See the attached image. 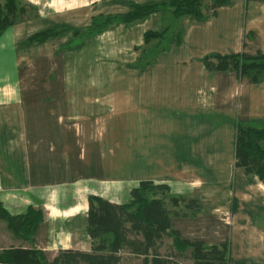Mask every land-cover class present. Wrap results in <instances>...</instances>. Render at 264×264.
<instances>
[{"label":"crops","instance_id":"0c3cea01","mask_svg":"<svg viewBox=\"0 0 264 264\" xmlns=\"http://www.w3.org/2000/svg\"><path fill=\"white\" fill-rule=\"evenodd\" d=\"M23 1L38 5V16L0 36V205L12 216L42 209L44 220L32 239L0 220V258L17 249L43 251L50 260L64 250L93 253L88 198L121 204V192L153 181L201 207L188 211L186 203L166 200L172 235L165 237L175 252L168 260L176 254V233L192 242L229 244V264H264V184L236 166L235 149L239 122L264 127V82L212 71L204 62L212 54H264V3L228 0L210 14L206 0L205 17L167 24L156 63L133 71L125 53L134 39L130 27L159 31L162 13L154 24L147 18L114 25L85 41L80 55L70 46L66 67L55 75L47 71L55 59L63 61L58 43L51 54L47 42L53 40H28L48 29L44 16L57 12L55 4ZM74 1L68 10L87 13L103 0ZM131 77L132 91L121 85ZM131 112L133 147L127 150L121 138ZM127 173L130 186L122 187Z\"/></svg>","mask_w":264,"mask_h":264},{"label":"trees","instance_id":"16d2710c","mask_svg":"<svg viewBox=\"0 0 264 264\" xmlns=\"http://www.w3.org/2000/svg\"><path fill=\"white\" fill-rule=\"evenodd\" d=\"M264 3V0H257ZM228 0H212L210 14H215L217 8L225 5ZM20 0H5L0 2V36L11 26L25 20L26 4ZM206 0H171L169 8L174 11L175 17H205L204 7ZM168 4L133 6V12L121 17H101L94 20V24L85 31L73 30L76 38L86 40L100 35L117 23H134L150 14L157 13ZM32 7V6H31ZM34 8V7H32ZM35 9V8H34ZM71 30L67 27L50 28L40 31L29 37V42L44 43L48 40L64 35ZM168 34V31H167ZM146 42L150 38H158L155 50L148 64H151L157 50L167 40L166 32L156 33L149 31L145 34ZM146 59L144 56L142 59ZM205 65L212 71H235L241 79L251 83L264 82V54L250 55L246 53L222 56L212 54L204 59ZM236 166L244 168L248 174L259 177L264 184V127L259 128L238 123L236 138ZM131 201L125 204L112 203L100 196L89 197V212L87 232L93 240V253L64 250L50 260L43 251L17 249L1 257L0 260L8 263L25 262L26 264H121L120 252L128 251L137 256H143L144 264H172L166 257H162L157 250L165 235H172L171 210L167 208L166 200L170 199L175 205L186 203L188 211L201 210L197 200L184 197H174L170 188L164 184H155L153 181H142L130 193ZM179 216L180 213H174ZM187 214V213H186ZM184 214L185 216H187ZM0 220L7 222L9 229L17 236L32 239L38 226L44 220L42 209L30 208L20 216H12L0 205ZM135 231L143 235V239H130L128 233ZM175 257L185 256L190 252L193 264H229V244L209 245L205 242H192L181 239L173 234ZM151 257L150 259H148Z\"/></svg>","mask_w":264,"mask_h":264},{"label":"rangeland","instance_id":"374dc122","mask_svg":"<svg viewBox=\"0 0 264 264\" xmlns=\"http://www.w3.org/2000/svg\"><path fill=\"white\" fill-rule=\"evenodd\" d=\"M20 1L23 4H26V6H28L26 9L27 14L25 16L26 18L24 21L34 20V18L38 16V14H37L38 11L32 7H36V8L38 7V9H39V6L38 5L32 6L33 4H31L28 1H23V0H20ZM135 1L133 2V0H103L102 2H100L99 6H97V8H94V10H90L86 13V9L85 10L79 9V11L77 13H73L76 10H73V11L68 10V6L70 7L71 5H76L77 2L74 0H69V2H67L65 0H45L46 3H50L53 5L55 4V6H53V7L55 9H57V12L52 11V12H54V14L45 15L44 17L46 19H45V22L42 25V27L44 25L48 26V27H45V29L46 28L50 29V28H57V27H59V28L60 27H67L71 30L70 32L65 33L64 35H61V36H58L56 38L51 39L53 41L47 42L48 47L49 46L51 47V49H50L51 54H53L54 47L56 48V46L53 45V43L54 42L58 43L57 48H56V49H59L58 54H60L64 57L62 59L63 63L62 62L59 63L55 59V61L49 66L50 70H48L47 72H50V73L54 72L55 75H57V70H59L61 66L66 67V65H67V62L69 60L68 51L70 50V46H72V48L73 47L77 48V50L79 51L78 55H80L82 48L85 47V43H86L85 41L91 39V38H89V39L87 38L86 40L85 39L82 40V39H80V37L76 38L72 32L73 30L85 31L86 29L90 28L94 24V20L96 18L121 17V15L129 14V13L133 12V6H149V5L168 4V6L166 8H163L161 11L157 12V13H162V16H161L162 20L159 22V25H161L162 27L159 28V31L150 30V31L156 32V33L166 32V37H167V31L169 30V27H166L167 24H172L173 20L177 19L174 15V11H172L169 8L170 7L169 3L171 0H150L147 2H141V1L139 2L138 0H135ZM207 1L209 3V6H211L212 0H207ZM0 2L2 4H4L5 0H0ZM83 2H85V1H83ZM61 4L63 6H60ZM96 4L97 3L93 4V6ZM93 6H91V7H93ZM47 9H50V8H47ZM157 13L150 14L149 16H147L141 20H138L136 22L145 23L147 18H148V19H150V21H151V19H155V20L151 21V24L152 23L154 24L155 22H157L156 21L157 20V18H156ZM151 16H152V18H151ZM24 21H22V22H24ZM22 22H20V23H22ZM116 22L117 23L110 25L109 28L114 26V25L132 24V23H121L119 21H116ZM87 24H90V26L85 27V25H87ZM49 26H52V27H49ZM130 28L134 29L133 30L134 39H133V42H131L129 44L127 51L125 53L127 56L126 57V59H127L126 63H128L126 65L127 70L129 69L130 71H133L134 68L145 67V66L150 65V64H148V61L151 59L152 54L155 50V45L159 41V39L158 38H156V39L150 38L148 40L149 42H146L145 34L149 31L145 32L148 29V27H145V25L141 26V27H130ZM107 30H105L103 33H105ZM103 33H101V34H103ZM97 36H99V35H97ZM97 36H95V37H97ZM48 41H50V40H48ZM59 47H61V48H59ZM143 56L146 59L143 58L141 61L140 59ZM137 57H138V59H137ZM136 59H137V61H136ZM155 63H156V61L154 60L153 64H155ZM121 65H122V63H121ZM133 83H134V81H132V77H131V78H127V80L121 85L122 86L124 85L126 88H128L131 85L130 90L132 91V88L134 89V86L132 87ZM131 91L129 92V94H131ZM133 115H134L133 112H131V113H129V115H127V121H126L127 125L124 129V134L122 135V138H121V142L123 144H126L127 150H129V148L131 149L133 147V144H129V142H128V139L132 138V136H133V128H132ZM131 177H132L131 173H127L125 176L121 177V178H125V179H123L124 183H123L122 187H129L130 186ZM258 179H259V177H258ZM123 180H121V181H123ZM53 194L54 193H48V195L51 197H53ZM129 196H130V194L128 195L126 192H121V199H119L122 202L121 204L129 203L131 201V197H129ZM79 228H81V224L79 225ZM82 234H83V232H82ZM128 237L130 239H143L142 234L135 232V231H130V230L128 233ZM85 241H88V240H83L82 242H85ZM170 248H171V250H170ZM157 250H158V253L162 257L170 256L172 253H175L174 250H172L171 238L164 236L162 241L157 243ZM121 256H122L121 264H144V261H145L144 257L132 255L128 251L122 252ZM150 258L151 257H149L148 259H150ZM170 261L172 264H193V260L190 258V252H188L187 254L185 253L184 257H175L174 256L173 259Z\"/></svg>","mask_w":264,"mask_h":264}]
</instances>
